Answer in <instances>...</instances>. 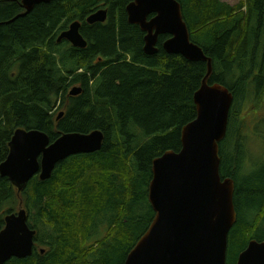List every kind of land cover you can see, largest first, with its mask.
Returning <instances> with one entry per match:
<instances>
[{
	"label": "trees",
	"instance_id": "16d2710c",
	"mask_svg": "<svg viewBox=\"0 0 264 264\" xmlns=\"http://www.w3.org/2000/svg\"><path fill=\"white\" fill-rule=\"evenodd\" d=\"M132 1L52 0L15 19L25 12L22 0H0V165L20 128L42 131L51 142L68 133L104 134L100 151L60 162L49 180L36 176L20 196L0 174V232L21 204L37 232L32 256L6 264H125L155 218L149 202L153 162L181 150L182 130L197 118L194 96L208 67L167 53L169 36L160 37L156 55H147L145 34L128 22ZM177 1L192 41L213 60L209 83L234 96L220 157L222 178L235 182L238 217L227 264H237L252 240L264 242V165L248 167L242 135L247 101L254 94L262 103L264 0L236 6ZM100 9L108 10L107 22L88 24ZM77 21L86 49L58 43ZM254 84L259 87L252 93ZM75 86L83 93L73 97ZM59 104L64 116L58 120Z\"/></svg>",
	"mask_w": 264,
	"mask_h": 264
},
{
	"label": "water",
	"instance_id": "95a60500",
	"mask_svg": "<svg viewBox=\"0 0 264 264\" xmlns=\"http://www.w3.org/2000/svg\"><path fill=\"white\" fill-rule=\"evenodd\" d=\"M51 1L22 0L25 12L15 19ZM126 12L128 22L145 34L147 55H156L160 37L169 36L163 44L167 53L205 62L208 72L194 96L197 118L182 130L181 150L167 151L153 162L149 202L155 218L125 264H227L229 234L238 216L235 182L221 176L220 144L228 134L234 96L227 87L209 83L213 60L192 41L177 0H133ZM108 14L107 9H100L87 23L104 24ZM81 28V22L72 23L59 36L58 43L67 41L86 49L88 42ZM82 93L79 86L69 92L73 97ZM63 116L61 112L58 120ZM103 142L104 134L99 130L68 133L51 142L42 131L20 128L14 132L0 174L10 180L20 196L36 176L41 181L49 180L60 162L74 155L96 153ZM28 221L22 204L17 213L6 216L0 232V264L32 256L37 232ZM237 264H264V242L252 240L239 255Z\"/></svg>",
	"mask_w": 264,
	"mask_h": 264
},
{
	"label": "rangeland",
	"instance_id": "374dc122",
	"mask_svg": "<svg viewBox=\"0 0 264 264\" xmlns=\"http://www.w3.org/2000/svg\"><path fill=\"white\" fill-rule=\"evenodd\" d=\"M231 6H236L240 4L242 0H222ZM235 81V80H234ZM233 80L228 82V84L233 85ZM258 85L254 84L251 86L252 93L258 90ZM73 88V87H72ZM70 88V90L72 89ZM262 92V103H258L257 98L253 94L251 99L247 101L244 106V112L242 113V120L245 122V128L243 130L244 144L247 151V165L251 170H259L264 165V88ZM63 112L60 104L55 109V114L59 115ZM228 147L230 152L236 145V139L233 135L229 136ZM18 212V208L16 213Z\"/></svg>",
	"mask_w": 264,
	"mask_h": 264
},
{
	"label": "bare ground",
	"instance_id": "6f19581e",
	"mask_svg": "<svg viewBox=\"0 0 264 264\" xmlns=\"http://www.w3.org/2000/svg\"><path fill=\"white\" fill-rule=\"evenodd\" d=\"M231 54V53H230ZM239 55V54H238ZM234 78V77H233Z\"/></svg>",
	"mask_w": 264,
	"mask_h": 264
},
{
	"label": "flooded vegetation",
	"instance_id": "af4514ba",
	"mask_svg": "<svg viewBox=\"0 0 264 264\" xmlns=\"http://www.w3.org/2000/svg\"><path fill=\"white\" fill-rule=\"evenodd\" d=\"M72 45V44H71Z\"/></svg>",
	"mask_w": 264,
	"mask_h": 264
}]
</instances>
